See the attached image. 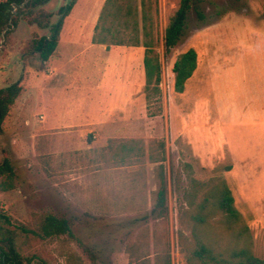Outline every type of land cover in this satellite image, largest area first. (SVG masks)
<instances>
[{"label":"rangeland","instance_id":"obj_1","mask_svg":"<svg viewBox=\"0 0 264 264\" xmlns=\"http://www.w3.org/2000/svg\"><path fill=\"white\" fill-rule=\"evenodd\" d=\"M105 1L73 7L51 61L33 49V39L50 30L34 19L55 23L63 0L32 15L15 14L16 25L0 35V88L18 80L24 86L0 128V162L9 159L15 171L10 189L1 187L6 178L0 177V213L10 217L11 228L38 230L47 213L71 225L57 237L20 232L22 254L31 264H117L115 255L149 239L174 243L185 264H199L188 260L194 241L183 164L189 162L201 180L226 179L254 254L264 258V0H194L181 39L168 53L164 30L181 0H157L161 92L146 97L138 64L132 107L116 100L118 77L110 68L126 60L120 55L139 53L91 42L94 11ZM189 48L197 52V67L177 92L173 64ZM99 84L103 88L94 89ZM158 141L165 143L167 210L138 220L156 203L159 162L149 155L162 152ZM138 145L144 155L137 156ZM217 229L206 232L215 238ZM223 236L220 247L228 245Z\"/></svg>","mask_w":264,"mask_h":264},{"label":"trees","instance_id":"obj_2","mask_svg":"<svg viewBox=\"0 0 264 264\" xmlns=\"http://www.w3.org/2000/svg\"><path fill=\"white\" fill-rule=\"evenodd\" d=\"M52 0H0V35L10 33L11 25H16L15 14L32 15L33 12L49 4ZM57 9L55 23H43L34 19L40 26L50 27L48 35L33 39V49L40 59L48 61L55 53L61 37L65 19L71 13L78 0H63ZM194 0H181L177 10L170 17L164 30V47L168 53L178 44L184 31L187 15ZM157 0H106L100 12L92 36L93 43L110 46H140L144 48L143 67L145 75L146 97L151 93L161 92L162 63L156 44L158 41L154 14ZM46 17L51 15L45 12ZM197 67V52L189 48L178 55L173 64L174 89L183 92L186 81L193 75ZM24 91V86L18 80L0 88V128L3 126L11 106ZM115 141L110 139L109 145ZM162 152L158 155L150 153V160L159 162L157 169L158 189L155 206L138 220H146L167 210V186L163 162L165 160V143L158 141ZM137 156L145 154L143 146H137ZM151 150V148H149ZM187 185L183 199L188 205L185 215L191 220V236L194 247L188 260L196 259L199 264H264V258L254 254L253 239L250 228L244 221L235 205L234 195L226 179L212 176L201 180L195 176L192 164H183ZM228 169L231 166H227ZM5 176L1 187L6 190L13 187L15 177L14 167L9 159L0 162V177ZM10 217L0 213V264H31V257L22 254L18 238L19 233H33L43 238L57 237L70 232V221L47 213L40 219L38 230L19 225L11 228ZM216 227L219 233L212 235L207 228ZM228 237V245L220 247L219 241ZM42 264H47L42 262ZM190 264V262H189Z\"/></svg>","mask_w":264,"mask_h":264},{"label":"crops","instance_id":"obj_3","mask_svg":"<svg viewBox=\"0 0 264 264\" xmlns=\"http://www.w3.org/2000/svg\"><path fill=\"white\" fill-rule=\"evenodd\" d=\"M81 0H78L76 5ZM100 0H95L96 6H98ZM74 10V8H73ZM72 10V11H73ZM97 10V7L95 8ZM97 12V11H96ZM96 12L93 22H95V25L98 21V17L100 15V12L96 16ZM72 13V12H71ZM71 16V15H70ZM94 25V29H95ZM62 31H64V26ZM61 31V34H62ZM94 31L92 32L93 36ZM92 36H91V42H92ZM62 37V35H61ZM72 41V40H71ZM70 40L68 41V44L73 43ZM74 41V40H73ZM92 45H98L102 50L108 51L109 48L106 44L101 43H93ZM113 46V45H112ZM119 47H122L118 45ZM133 50H136V53L139 55H120L126 60H123L119 64L117 62L113 63V66L110 68V72H116L118 79H116V84H114V90L119 93L118 98L116 100L122 99L124 101V104H126L128 107H132L130 105V97L129 93L130 91H133L135 88V67L139 64L140 68V78L143 81V78H145L144 75V67H143V57H144V51H142L144 48L140 46H131ZM56 52V51H55ZM80 55V54H78ZM52 55L50 57V61L52 60ZM61 56V55H60ZM117 65V66H114ZM54 69L52 73H54ZM80 88V87H78ZM102 87L101 84L95 85L94 89L100 90ZM110 92V90H109ZM112 92L109 93L110 99L112 102ZM111 102L108 104V106L111 105ZM105 116H111L109 113H104ZM89 120H93L89 119ZM118 256V257H117ZM115 258L117 259V264H185L183 260V254L175 247L174 243H171L170 245L165 244H156L151 242L149 239H144V242L142 244H131L130 249L128 252L123 251L119 255H115ZM116 264V262L114 263Z\"/></svg>","mask_w":264,"mask_h":264},{"label":"flooded vegetation","instance_id":"obj_4","mask_svg":"<svg viewBox=\"0 0 264 264\" xmlns=\"http://www.w3.org/2000/svg\"><path fill=\"white\" fill-rule=\"evenodd\" d=\"M6 30H4L3 32L5 33Z\"/></svg>","mask_w":264,"mask_h":264}]
</instances>
